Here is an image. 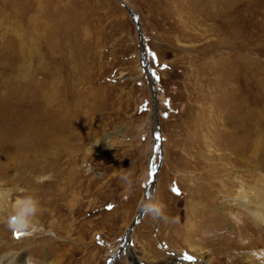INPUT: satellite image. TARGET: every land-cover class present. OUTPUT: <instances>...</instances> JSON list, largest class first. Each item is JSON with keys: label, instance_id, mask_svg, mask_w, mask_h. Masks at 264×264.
Instances as JSON below:
<instances>
[{"label": "rangeland", "instance_id": "374dc122", "mask_svg": "<svg viewBox=\"0 0 264 264\" xmlns=\"http://www.w3.org/2000/svg\"><path fill=\"white\" fill-rule=\"evenodd\" d=\"M6 5L18 14L0 28V76L15 75L24 61V77H9L6 100L0 93L9 125L0 140V195L8 200L0 211V263L231 262L240 238L229 231L241 230L245 218L237 207H222L225 197L204 178L207 146L198 137L227 133L244 100L264 108V0ZM19 34L26 44L18 45ZM55 76L60 88L44 102L40 93ZM206 113L217 118L201 131L195 122ZM59 184L66 192L52 199ZM17 201L26 205L22 218ZM219 222L220 240L232 248L223 254L200 239L216 233ZM262 234L240 244L239 253L264 252Z\"/></svg>", "mask_w": 264, "mask_h": 264}, {"label": "bare ground", "instance_id": "6f19581e", "mask_svg": "<svg viewBox=\"0 0 264 264\" xmlns=\"http://www.w3.org/2000/svg\"><path fill=\"white\" fill-rule=\"evenodd\" d=\"M208 1L211 4H213L214 7L219 3V0H208ZM6 2H7V0H0V28H10L12 26L11 25L12 24L11 19H10V15L12 12L7 7ZM181 8H182V13H183L184 12V6ZM9 10H10V12H9ZM178 12L181 14L180 10H178ZM13 14L14 15L18 14L16 8H15V11L12 13V15ZM14 23L18 24V22H14ZM20 27L22 28L21 25H20ZM21 28H18V29H21ZM22 34L25 35L26 33L24 34V32H23ZM22 34H19L20 36L18 37V45L19 46L23 45L24 43L26 44V41L23 40ZM33 40H34V38H33ZM34 41H32L33 44H34ZM21 56L24 58V54H21ZM23 67H24V61L22 62L21 65L16 66V68H17L16 74H19L22 77H24V73L22 70ZM68 74H71L69 70H68ZM12 75L13 74H11V73L8 74L7 71L6 72L4 71L1 73V76H0V93H2V96H4V100H6V98L8 96L7 95L8 89H9V91L11 90V83H10L9 77ZM15 75H13V76H15ZM60 84H61L60 78L55 76L53 81L47 86V88H43V92L41 91L42 93H40V94L42 95V99L44 100V102H48L49 100H52L53 95L59 90ZM16 91H18V90H16ZM37 100H38V98H37ZM239 107L240 108L238 110H235L233 112V114H231L232 119L230 118L231 120L229 122H231L232 127L230 126V130L227 133L222 130L221 132H219L218 138H217V137H212L210 133L206 134V132L203 131L204 133L202 132V134L200 136L202 139L200 137H198L200 139L199 145H202V146L206 145L207 146L206 149L210 150L209 151L210 153H208L205 151L206 149L204 150L203 147L201 146L202 147L201 155L204 158L203 159L201 158L200 165L202 166V174H203L204 178L206 180L211 181V186L217 185V187L215 189H217V191L219 193H222L223 196L225 197L224 199H222L223 201L220 202L222 207H224V208L229 207L230 209L237 207L238 210H240L242 212V215L244 216L243 218H245L243 221V226L241 227L242 228L241 230H239V228H238L239 231H237V227L235 226V228H231V231H229V234L233 235L235 240L240 238V241H238L236 243L232 242L235 246L234 250H233L234 253L231 252V255H232L231 256V262L228 260L227 264H230V263L231 264H264V252L254 254V255H251V254L249 255L246 253L240 254L239 249H238L240 244L245 245V247L248 245H251L252 240L257 238L258 231H260L261 234H262V232L264 233V108H259V104H255V106L252 107L248 100H244V103L239 104ZM88 114H90V113L88 112ZM6 115H7V112L2 111V108L0 106V140L7 138L6 129L9 127V125H8V122L6 119ZM206 115L207 116L202 115L203 118L201 116V118L199 120L200 122L199 121L195 122V125H201V131H202V129L207 127L206 124L208 123V121L212 120V118H217L216 116H212V115H209L207 113H206ZM218 115L219 114L217 113V116ZM13 116H14V114H13ZM65 119L67 121L69 120V118H67V117ZM216 122H218V121H216ZM65 124L67 125L70 123L65 122L64 125ZM66 125H65V127H66ZM207 125H209V124H207ZM70 129H71V127L69 128V132H68V131H66V128H64L65 132L69 133L67 138L74 134L73 132H72L73 134L70 132ZM64 134L65 133H63V135ZM226 136L228 139L226 138ZM220 137H223L224 141H222V138L220 139ZM62 138H66V136H64ZM70 138H72V137H70ZM70 140H72V139H70ZM98 144H99V142H98ZM98 144L96 142L94 144V146H97ZM213 145L218 146V147L214 148L215 150L210 149ZM220 147L222 149H226V151L224 150L220 153V149H219ZM212 150H214V151L212 152ZM217 150H218V152L216 153ZM205 152L208 153L207 155L210 154V156L202 154ZM50 161H51L50 159H47L46 164H50ZM197 161L198 160H196V163H197ZM194 166H195L194 168H198V170H199L198 166H196V165H194ZM36 170L40 174H42V172H44V169H43V171H41V167H38ZM29 183L30 182H27V180H25V182H24L26 187H28ZM204 184H205V182H204ZM29 187L27 190H30L31 187L30 188ZM57 188H58L57 189L58 190V192H57L58 198H55L56 194H54V196H51L52 199H59L61 193L66 192L64 190L63 186L60 184L58 185ZM52 191H54L53 193H56V189H53ZM23 192H24L23 194L28 193V192H26V190ZM30 193H33V192L30 191ZM34 195L40 197V195H38V194H34ZM214 195H215V193H214ZM40 198L43 199L42 200L43 202H50L51 201L49 197H40ZM7 201L8 200L5 201L3 197L1 198V195H0V211L4 210L6 208ZM204 205H203V207H204ZM14 206L16 207V209L18 208V210H17L18 214L17 215H19L20 217H21V215L23 216V213H24L23 209L26 206L25 202L23 203L21 201H17V202H15ZM233 212L234 211H232V210L230 211V213H233ZM235 214H237V213H235ZM1 217H0V225L2 226L3 219ZM218 218H219V216H218ZM223 222L225 224L222 222L218 223V226L216 228L217 234L214 231V232H211V234H208V235L200 238V239L205 241V244H210L211 246H213L212 251L215 249L219 253H222V254L224 252L227 253V252H229V250L232 249V248H229L230 245L227 244V242H225L226 240L225 241L220 240V237L222 235L221 233H222V231H224L222 224H224L223 226H225V227L229 225L227 220H224ZM15 226H16V228H19V227H21V224H17ZM218 227L220 228L219 232L217 231ZM2 233H3V231L0 229V234H2ZM262 238H264V236ZM257 242H259V241L257 240ZM216 243H219V245L217 247H216ZM260 243H262V240ZM192 249H195L194 250L195 252L200 251L196 248H192ZM222 251H224V252H222ZM131 257H132V259L137 260L135 255L131 256ZM226 258H228V257H226ZM0 264H5V262L3 263L1 261ZM211 264H213L212 261H211Z\"/></svg>", "mask_w": 264, "mask_h": 264}, {"label": "water", "instance_id": "95a60500", "mask_svg": "<svg viewBox=\"0 0 264 264\" xmlns=\"http://www.w3.org/2000/svg\"><path fill=\"white\" fill-rule=\"evenodd\" d=\"M130 12L133 14V16H136V15H134L133 11H130ZM150 196H151V192L148 193V191H147V196H146V200H145L146 202H144V203L142 204V206L140 207L139 212H138V215H137V218L135 219L133 225L136 224V223L138 222V220H139V219H138L139 215H140L142 212H144L145 207L147 206L148 200L150 199Z\"/></svg>", "mask_w": 264, "mask_h": 264}, {"label": "snow or ice", "instance_id": "6c2138e0", "mask_svg": "<svg viewBox=\"0 0 264 264\" xmlns=\"http://www.w3.org/2000/svg\"><path fill=\"white\" fill-rule=\"evenodd\" d=\"M174 191H176V192H178L179 191V189H173ZM109 207H111V206H109ZM189 259H191V257H189Z\"/></svg>", "mask_w": 264, "mask_h": 264}]
</instances>
